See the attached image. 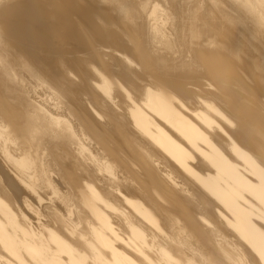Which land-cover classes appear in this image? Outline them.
I'll return each mask as SVG.
<instances>
[{
    "label": "bare ground",
    "instance_id": "1",
    "mask_svg": "<svg viewBox=\"0 0 264 264\" xmlns=\"http://www.w3.org/2000/svg\"><path fill=\"white\" fill-rule=\"evenodd\" d=\"M0 264H264V0H0Z\"/></svg>",
    "mask_w": 264,
    "mask_h": 264
}]
</instances>
